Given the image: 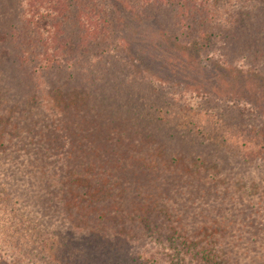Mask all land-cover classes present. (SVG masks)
Instances as JSON below:
<instances>
[{"label": "rangeland", "instance_id": "1", "mask_svg": "<svg viewBox=\"0 0 264 264\" xmlns=\"http://www.w3.org/2000/svg\"><path fill=\"white\" fill-rule=\"evenodd\" d=\"M162 2L37 0L43 34L83 40L66 70L70 84L98 92L85 115L102 123L89 133L59 113L67 102L56 90L55 116L22 108L44 65L33 55L21 71V46L8 36L28 0H0V264L24 227L34 244L82 250L96 264H264V0ZM206 31L239 38L231 58L248 74L221 66L222 38L199 55L174 37ZM231 94L241 97L227 109ZM81 97L70 99L78 107ZM208 116H227L228 130L259 147L223 144Z\"/></svg>", "mask_w": 264, "mask_h": 264}, {"label": "trees", "instance_id": "2", "mask_svg": "<svg viewBox=\"0 0 264 264\" xmlns=\"http://www.w3.org/2000/svg\"><path fill=\"white\" fill-rule=\"evenodd\" d=\"M77 1L82 2V0H77ZM162 1H163L162 4L164 6H168L170 4H173L172 2H175L176 0H162ZM164 2H169V3H167L168 5H166V3ZM36 4H37V0H28L29 11L24 13V15L22 16L19 22L20 23L19 27L12 25L11 27L12 33L8 35L10 37V40H13L14 44H18L21 46L22 52L18 59V64L21 71L23 70L26 74L27 72L26 68L29 67L33 55H35V58L40 61V64L44 65L33 68L32 73L33 75L35 74V83L34 86L32 87L33 89L31 88L30 95L28 98L20 100L21 101L20 105L24 109H28L29 107L32 108L34 106L35 107L34 111H37V116L39 112L42 114L39 115L40 118L42 116L44 117L45 115H48L50 117L55 116L54 108H52V104H51L53 103V100L52 102L49 101H51L52 99L50 97L52 91L56 90L60 96H63L66 99L65 101L67 102L66 105L67 112H59V113L61 115L64 114L63 116L68 115L70 119V124L73 123L75 120V117L73 118L71 117L72 115L78 117L75 120V122L77 121L76 123H78V127L80 128L81 126H83L84 127L83 129L87 130L90 133L91 130H93V128H95L98 125H101L102 123L101 121L102 118L100 116L85 115L86 109L90 110L92 108L94 110L95 106L93 105L97 100L98 92L96 91V87H93L88 83L84 84L83 82H80L78 83V85L70 84L72 83V80L73 82H75L74 80L76 79V77L72 76V74H67V70H66V68L68 69L71 67V63H73L75 59L76 61H78V58L80 57L82 58V54L79 55L78 58L77 57L70 58L71 54L68 51V49L70 51H73L72 49L75 47L76 50L80 51L81 48L80 43H82L83 40L82 38L79 37H77L76 39L73 37L61 39L57 36H53V38L51 39V37H47L46 34H43L41 30L44 29L43 26L46 25V23L41 24L39 21L36 20L37 16L33 15V11L36 8ZM186 4L187 3H184L182 1H179L177 4L180 9L179 10L181 14L180 16L183 18L189 15V13H187ZM192 11L195 12L194 6ZM77 12H78V16H77L76 26L81 27L82 11L80 9H77ZM193 15H195V13H193ZM22 22H26L25 23L27 24L26 28L28 26L29 28L25 29L24 25H22ZM181 22L182 25L185 26L187 29H191V26L187 25V22L184 21V19H181ZM26 33H27L28 42L25 43L23 37H26ZM174 37L181 43H183L182 38L184 40L187 39L188 41L184 42L183 44L188 43L186 44V46H189L194 51H197L199 55L200 53H202V51L210 52L213 44L219 42L220 39L222 38L221 41L223 42H221V44L223 45L224 48L222 50L219 49L221 66H223L224 68L231 69L237 72L238 74L239 73L248 74V71L244 69L243 61L240 64H238V62H235V60L231 58V56H233L238 51V49H240L239 38L236 37L229 38L228 36L222 37L221 35L216 34L214 31L202 32L198 34L196 38H190L187 34L185 35V33L183 32H182V37L181 36H177V37L174 36ZM212 40L215 41L212 43ZM78 41L79 43H77ZM259 41L260 40L257 39L254 42L256 46L255 48L256 50L254 52L256 53V51H258V55L260 54L261 56L262 52H260L261 50H259L258 48V46H260ZM66 50L68 51V53L66 52ZM206 57L208 61L212 62L213 59L211 56H206ZM49 77L50 80H48ZM53 77L54 79L52 80ZM196 92L200 93L201 91L197 89L194 90L195 95L200 96L199 94H196ZM77 93H80V95H82L81 98L82 99L84 98L86 100L84 102L80 101V105H78V107L74 105L70 99V97H72ZM206 93L208 95H214L217 97L216 91L210 90V92H206ZM229 96L231 98L230 100H228V105L225 106L227 107V109L234 108L232 107L231 103L232 104L235 103L236 101L239 100V97H241L239 95L235 96V94H231ZM47 99L48 102H46ZM241 99L243 104H240V106L255 107L250 100H246L244 98ZM70 101L72 104L70 103ZM82 103H84V105ZM1 110L2 108L0 107V116L2 115ZM211 117L212 116L207 117V120L211 121V123H213L214 126V127L212 126L210 132L216 135L217 134L223 135L222 137L224 139L222 141L223 144H226L227 146L231 145V147L238 148L237 150L239 151L242 150L243 152L244 149L253 150L259 147V145L256 143L255 140H251L248 138L251 136L246 137L242 134L235 135L234 132L228 130L227 126L229 123H227V121H231V120L227 116H225L226 120L224 118L219 119L216 116H213L214 119L213 120L211 119ZM261 117L264 118V115H262ZM1 121H2V117H0V124ZM64 124L66 125V123ZM70 124L67 125L68 131L69 129L70 131H73V129L70 128L72 126ZM198 131L201 132V130ZM2 132L3 129L0 131V137H2L3 135ZM221 132L223 133L221 134ZM198 135L203 137L205 136L204 134L202 135L200 133H198ZM8 213L11 212L8 211L6 212L5 215H7ZM12 221L13 222H10L9 224L18 225L17 223H15L16 220H14L13 218ZM14 226L15 225H13L12 229L10 230L12 235L9 237H13L17 234V232L14 230L15 229ZM24 229L25 227L21 229V235L23 237L22 244L18 243V244L10 245L9 243H6L7 248H11L13 251L11 255H9L10 254L9 252L6 256V260H7L6 262L8 264H22L23 262H26L27 264H96L93 257H89V256L87 257L82 250H80V253L77 252L79 250L70 251L69 248L66 251L63 250L62 246H54L55 247L54 250L52 246L50 247L48 243L45 242H40V243L37 242L36 244H34L32 242L33 232H30L29 230L26 231ZM23 247H25L26 249H24ZM44 255H46L47 257L46 262L43 260ZM19 259H21L22 261L21 260L18 261ZM116 264H120V263L117 262Z\"/></svg>", "mask_w": 264, "mask_h": 264}]
</instances>
